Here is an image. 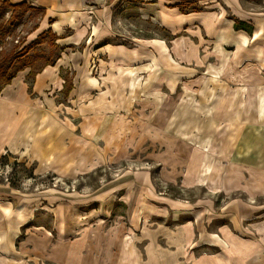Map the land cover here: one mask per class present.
<instances>
[{
  "label": "rangeland",
  "instance_id": "rangeland-1",
  "mask_svg": "<svg viewBox=\"0 0 264 264\" xmlns=\"http://www.w3.org/2000/svg\"><path fill=\"white\" fill-rule=\"evenodd\" d=\"M107 8L77 31L0 11V52L29 72L0 150V249L100 227L114 258L264 264V0ZM54 66L59 83L34 91ZM201 232L239 255L196 248Z\"/></svg>",
  "mask_w": 264,
  "mask_h": 264
},
{
  "label": "crops",
  "instance_id": "crops-1",
  "mask_svg": "<svg viewBox=\"0 0 264 264\" xmlns=\"http://www.w3.org/2000/svg\"><path fill=\"white\" fill-rule=\"evenodd\" d=\"M12 4L29 3L34 8L44 11L47 19H53L54 30L67 28L77 31V27L87 25L93 18V27H97L96 17L108 11L110 2L115 0H8ZM108 19V18H107ZM106 19V21H107ZM44 27L49 25L42 23ZM96 37L95 35L93 38ZM107 53V52H106ZM105 55V54H104ZM47 67L39 73L34 80V91H43L44 86H50V80L59 83L58 69ZM29 72L17 74L11 85H8L0 96V150L10 149L9 145L15 133L14 116L20 109L17 103V93L27 91V76ZM52 75V76H51ZM23 86V87H22ZM19 87V88H18ZM224 98V97H223ZM222 98V99H223ZM8 143V144H7ZM72 231V229H71ZM113 234L106 233L100 227L88 228L75 239L56 237L43 232L41 237L33 235L18 243L16 248L2 245L5 248L0 254V264H8L6 258H10L11 264H164V258H123V245L120 246L121 258L115 257V239Z\"/></svg>",
  "mask_w": 264,
  "mask_h": 264
},
{
  "label": "trees",
  "instance_id": "trees-1",
  "mask_svg": "<svg viewBox=\"0 0 264 264\" xmlns=\"http://www.w3.org/2000/svg\"><path fill=\"white\" fill-rule=\"evenodd\" d=\"M6 9L12 11V19H18L21 14L34 10V7L26 2L20 4H12L8 0H0V11H6ZM5 53L6 52L3 49L0 52V96L3 90L8 85H11L13 80L16 78V75L13 73V67L15 60L18 58L16 56L19 55V53H17V50H13L9 54Z\"/></svg>",
  "mask_w": 264,
  "mask_h": 264
},
{
  "label": "bare ground",
  "instance_id": "bare-ground-1",
  "mask_svg": "<svg viewBox=\"0 0 264 264\" xmlns=\"http://www.w3.org/2000/svg\"><path fill=\"white\" fill-rule=\"evenodd\" d=\"M143 16L147 18L149 16V14L146 11H143ZM156 23L159 25H163V26H165V24H166L161 18L156 19ZM106 52H107L106 50L100 52L101 56H103L104 54L106 55L107 54ZM212 175L213 174H211V176ZM239 216L240 215H238V217ZM249 217L250 216H247V218H245L244 221L249 220L250 219ZM239 232H242V231L239 230ZM206 235H207V233H206ZM206 235L204 234V232H201V239L198 242L196 248H204L205 246H209V247H213V248H222V250H227L229 252H233V254L235 256L239 255L238 250L235 251L232 248V246L227 241H224L219 235H217L215 233L209 234L207 236Z\"/></svg>",
  "mask_w": 264,
  "mask_h": 264
}]
</instances>
